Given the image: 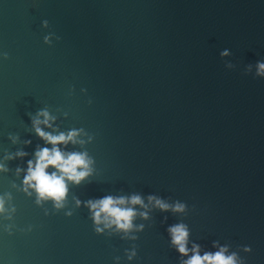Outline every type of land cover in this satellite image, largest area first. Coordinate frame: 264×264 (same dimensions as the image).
<instances>
[{
    "label": "water",
    "instance_id": "1",
    "mask_svg": "<svg viewBox=\"0 0 264 264\" xmlns=\"http://www.w3.org/2000/svg\"><path fill=\"white\" fill-rule=\"evenodd\" d=\"M258 61L264 0H0V264H184L178 224L201 256L264 264ZM45 110L44 132H78L56 147L89 160L61 207L25 184L54 147ZM108 196L131 229L97 224L88 202Z\"/></svg>",
    "mask_w": 264,
    "mask_h": 264
},
{
    "label": "clouds",
    "instance_id": "2",
    "mask_svg": "<svg viewBox=\"0 0 264 264\" xmlns=\"http://www.w3.org/2000/svg\"><path fill=\"white\" fill-rule=\"evenodd\" d=\"M45 24H47V21H45ZM45 39L48 40L47 37ZM228 54L227 50L222 53V55ZM6 55L7 54L5 53V56ZM248 68L251 70L252 65H249ZM256 69V75L264 77V61H258ZM40 115H43L46 119L44 121H40L39 119L34 121L36 131L47 142L54 145V147L51 149H40L36 153L37 160L34 165L32 161H29L28 175L25 178V184L34 187L41 198H52L57 202V207H61L62 201L67 194L65 178L79 183L81 179L88 175L87 169L89 160L87 159L86 154L68 153L65 155L59 147H56V145L60 143L66 144L70 140L75 142V137L78 135L77 131L73 130L67 135L64 133L59 135L46 133L39 127V124L42 122L48 123L50 117L46 110L41 112ZM49 166H54L58 169V172L48 173L46 169H48ZM80 168L85 170H78ZM149 200H155L156 205L163 210L172 208L173 211H183L185 208V205L179 202L173 208L172 205H169L156 197H149ZM126 203V198H114L112 196L88 202L93 210L97 224L103 219L107 222L106 227H111V225L115 224L119 229L128 230L133 227L132 221L137 213L133 208L122 207V205H125ZM131 203L134 205L143 204V200L140 196L134 195L131 197ZM0 211H4L2 199H0ZM142 215L147 216V213H142ZM97 231H102V229L98 228ZM169 231L172 234V243L177 246L178 251L181 254L187 255L189 251L193 253L184 264H237L236 253L225 255L227 251L226 247H222L220 251L215 253H205L203 256L200 255L199 245L197 244H193V247L190 250L187 247L189 231L184 224L174 225ZM245 251H251V247H245Z\"/></svg>",
    "mask_w": 264,
    "mask_h": 264
}]
</instances>
